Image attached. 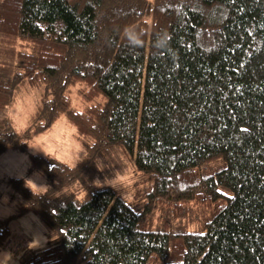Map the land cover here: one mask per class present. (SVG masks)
Listing matches in <instances>:
<instances>
[{
	"label": "trees",
	"instance_id": "1",
	"mask_svg": "<svg viewBox=\"0 0 264 264\" xmlns=\"http://www.w3.org/2000/svg\"><path fill=\"white\" fill-rule=\"evenodd\" d=\"M130 24L143 43L125 40ZM25 88L37 107L17 136L5 110ZM61 117L94 147L75 170L49 171L21 141ZM8 148L28 151L50 186L39 198L25 177L6 184L17 213L0 217V252L20 264H264V0H0V155ZM120 148L132 201L86 178ZM82 188L89 202L73 195ZM29 211L50 237L40 250L13 234Z\"/></svg>",
	"mask_w": 264,
	"mask_h": 264
},
{
	"label": "rangeland",
	"instance_id": "2",
	"mask_svg": "<svg viewBox=\"0 0 264 264\" xmlns=\"http://www.w3.org/2000/svg\"><path fill=\"white\" fill-rule=\"evenodd\" d=\"M75 89V87L72 88L73 106H78L79 99ZM37 92L36 88H25L18 95L16 103L8 108V112H11L12 108L15 107L24 110L25 115L32 118L37 107ZM67 126L73 125L65 117H61L45 132L55 131L58 128ZM28 150L33 154L43 156V154L34 153L29 147ZM96 160V165L86 174V178L93 180L96 185L101 183L102 185H110L116 189L120 196L132 201L134 198L133 182L135 180V168L132 159L120 148L112 150L108 154L100 155ZM29 166L30 156L28 151L8 148L0 155V217L6 218L17 213L14 204L8 201L4 195L8 179L12 177H29L37 183H46L45 175L40 171L31 172ZM12 230L14 236H25L30 242L36 239L39 245L32 248L34 250H40L49 244L50 237L44 224L38 215L32 211L16 216L12 222ZM6 254H10L11 259H8ZM0 264H20V262L18 256L6 248L0 252Z\"/></svg>",
	"mask_w": 264,
	"mask_h": 264
},
{
	"label": "clouds",
	"instance_id": "3",
	"mask_svg": "<svg viewBox=\"0 0 264 264\" xmlns=\"http://www.w3.org/2000/svg\"><path fill=\"white\" fill-rule=\"evenodd\" d=\"M131 29V31H129ZM125 40L131 44L132 41H139L143 43L146 34L140 26L126 25L124 29ZM161 45L157 49L155 46ZM168 44L167 35L163 32H158L154 35L153 47L155 50H164ZM5 116L10 121L13 131L17 136L27 133L31 128V117L25 115V111L13 107L11 112L5 110ZM27 143L29 148L34 153L43 154L49 160L54 161L53 165L49 166V171H55L54 165L57 167L75 170L78 165L87 159V154L94 144L84 138L80 133L78 127L67 126L58 128L55 131L45 132L42 131L40 135L35 136L30 142ZM25 187H27L34 197H43L48 194L50 186L47 183H37L34 179L25 177ZM101 184L96 185L97 187ZM76 199L81 203L89 202V192L87 188H82L78 193H73ZM39 245V242L34 239L29 242L28 247L34 248ZM8 259H11L10 254H6Z\"/></svg>",
	"mask_w": 264,
	"mask_h": 264
}]
</instances>
